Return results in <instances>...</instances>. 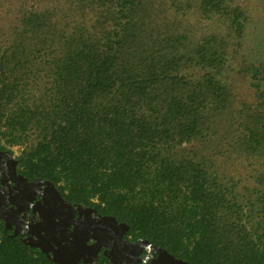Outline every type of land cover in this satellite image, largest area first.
I'll return each mask as SVG.
<instances>
[{
	"label": "trees",
	"instance_id": "16d2710c",
	"mask_svg": "<svg viewBox=\"0 0 264 264\" xmlns=\"http://www.w3.org/2000/svg\"><path fill=\"white\" fill-rule=\"evenodd\" d=\"M187 264H264V0H0V148ZM0 264H58L0 221Z\"/></svg>",
	"mask_w": 264,
	"mask_h": 264
},
{
	"label": "flooded vegetation",
	"instance_id": "af4514ba",
	"mask_svg": "<svg viewBox=\"0 0 264 264\" xmlns=\"http://www.w3.org/2000/svg\"><path fill=\"white\" fill-rule=\"evenodd\" d=\"M50 182L25 175L16 157L0 148V221L11 225L4 231L38 250L67 251L79 242L83 254L67 258L75 264H161L157 244L138 242L143 238L132 237L128 226L119 224L124 221L102 219L106 213L65 199Z\"/></svg>",
	"mask_w": 264,
	"mask_h": 264
},
{
	"label": "water",
	"instance_id": "95a60500",
	"mask_svg": "<svg viewBox=\"0 0 264 264\" xmlns=\"http://www.w3.org/2000/svg\"><path fill=\"white\" fill-rule=\"evenodd\" d=\"M51 183V182H50ZM55 193L58 194V192L55 190V188L53 187V184L51 183L50 185ZM59 195V194H58ZM107 219L109 218L112 222L116 223V218L113 215L110 214H106L102 217V219ZM122 226H124V228H127V224L125 222H121L119 223ZM11 225H8L7 222L4 223V229H7L8 227H10ZM138 242H142L145 243L147 246L150 245V241L147 239H138ZM80 242H82V240H80ZM27 244H29L30 246H38L36 244L27 242ZM80 244L78 242V244H71L68 245V250L67 251H57V250H46L43 247L40 246V250L42 252H44L52 261L58 263V264H75L72 261H67L68 257H71L73 255H76V257L80 258L79 256H81L83 254V252H80L81 249L80 248ZM158 250V252L162 255V260H161V264H187V262L184 259L181 258H177L174 257L172 254H170L167 250H165L163 247L156 245L155 246Z\"/></svg>",
	"mask_w": 264,
	"mask_h": 264
},
{
	"label": "rangeland",
	"instance_id": "374dc122",
	"mask_svg": "<svg viewBox=\"0 0 264 264\" xmlns=\"http://www.w3.org/2000/svg\"><path fill=\"white\" fill-rule=\"evenodd\" d=\"M19 152V149L16 145L12 146V155L16 156Z\"/></svg>",
	"mask_w": 264,
	"mask_h": 264
}]
</instances>
